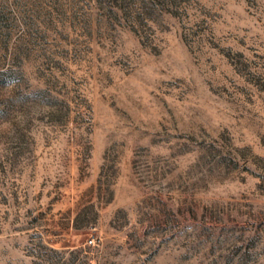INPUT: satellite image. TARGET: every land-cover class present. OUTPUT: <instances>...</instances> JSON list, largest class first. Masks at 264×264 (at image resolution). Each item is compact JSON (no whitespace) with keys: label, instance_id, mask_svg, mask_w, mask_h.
Here are the masks:
<instances>
[{"label":"rangeland","instance_id":"1","mask_svg":"<svg viewBox=\"0 0 264 264\" xmlns=\"http://www.w3.org/2000/svg\"><path fill=\"white\" fill-rule=\"evenodd\" d=\"M0 264H264V0H0Z\"/></svg>","mask_w":264,"mask_h":264}]
</instances>
